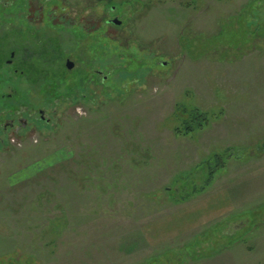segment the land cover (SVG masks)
<instances>
[{
    "label": "rangeland",
    "instance_id": "374dc122",
    "mask_svg": "<svg viewBox=\"0 0 264 264\" xmlns=\"http://www.w3.org/2000/svg\"><path fill=\"white\" fill-rule=\"evenodd\" d=\"M14 27L93 80L63 100L19 80L0 264H264V0H0ZM184 109L207 126L184 135Z\"/></svg>",
    "mask_w": 264,
    "mask_h": 264
},
{
    "label": "flooded vegetation",
    "instance_id": "af4514ba",
    "mask_svg": "<svg viewBox=\"0 0 264 264\" xmlns=\"http://www.w3.org/2000/svg\"><path fill=\"white\" fill-rule=\"evenodd\" d=\"M108 22V21H107ZM39 35L33 28L14 27L12 30H0V104L7 109L8 117L2 122L3 111H0V144L3 142L1 135L12 131V136H16L27 127V119L21 115L31 112L27 107L18 105L21 94L19 89V80L24 79L28 83L35 84V71L30 69L36 61V50L34 46L38 38L40 43L44 36ZM45 42V41H44ZM69 59H65L66 61ZM64 63V64H65ZM66 69V67H65ZM67 72H73L66 69ZM11 75L13 80L7 84V88L2 89L5 84L1 74ZM99 75L100 73H96ZM41 120L46 119L47 113L39 111ZM12 139L11 141H13Z\"/></svg>",
    "mask_w": 264,
    "mask_h": 264
},
{
    "label": "trees",
    "instance_id": "16d2710c",
    "mask_svg": "<svg viewBox=\"0 0 264 264\" xmlns=\"http://www.w3.org/2000/svg\"><path fill=\"white\" fill-rule=\"evenodd\" d=\"M40 41L37 38L35 47L39 48ZM63 56V53H62ZM59 63L57 65H50L47 63L43 62L42 58H36V61L34 64L31 65L30 69L32 71H35V84L37 85H44V90H49L51 93V96L53 98H58V99H69L71 97L77 96L80 93V86L82 85V82H88L90 80H93L90 73H85V72H78V75H74L76 77H72L71 74L73 72H67L66 70L60 73V69L58 67ZM63 72H65L63 74ZM65 76V77H62ZM94 76V75H92ZM68 77V78H67ZM91 78V79H90ZM63 88H65V95L60 93ZM59 91V92H58ZM49 93V94H50ZM76 97V98H77ZM82 97L86 98V96ZM57 101V100H56ZM78 104H80L78 102ZM93 113V112H91ZM182 113H186L188 119L185 121H182V128H183V134L187 135L190 134L194 131H199L207 126V118L203 117L201 112L197 109H191L190 111L186 112L185 109L184 111L182 110ZM174 114H177V111L175 110ZM180 132L179 129H175V133L177 134ZM221 168H222V163H221Z\"/></svg>",
    "mask_w": 264,
    "mask_h": 264
},
{
    "label": "water",
    "instance_id": "95a60500",
    "mask_svg": "<svg viewBox=\"0 0 264 264\" xmlns=\"http://www.w3.org/2000/svg\"><path fill=\"white\" fill-rule=\"evenodd\" d=\"M109 24L115 25V26H119L121 24V22L117 19H113L112 21H108ZM65 67L68 70H71L74 67V63L71 62L70 60H67L65 63Z\"/></svg>",
    "mask_w": 264,
    "mask_h": 264
}]
</instances>
